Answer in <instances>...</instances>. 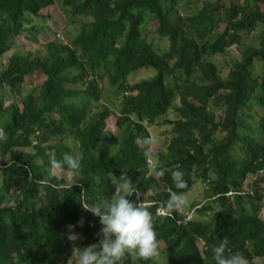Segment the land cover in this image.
Here are the masks:
<instances>
[{"label":"trees","instance_id":"1","mask_svg":"<svg viewBox=\"0 0 264 264\" xmlns=\"http://www.w3.org/2000/svg\"><path fill=\"white\" fill-rule=\"evenodd\" d=\"M53 4L70 26L65 40L0 62V264H69L73 244L101 238L82 204L107 200L125 176L158 242L159 261L138 264H213L222 238L246 264H264V0H0V58L22 22ZM218 55L229 58L223 77ZM142 69L153 74L129 79ZM35 71L42 81L22 93ZM111 112L113 132L103 126ZM158 125L169 129L153 156L162 177L145 158L146 130ZM65 152L81 161L68 191L71 173L56 163ZM177 165L183 189L170 180ZM196 182L202 201L185 221L166 201Z\"/></svg>","mask_w":264,"mask_h":264},{"label":"clouds","instance_id":"2","mask_svg":"<svg viewBox=\"0 0 264 264\" xmlns=\"http://www.w3.org/2000/svg\"><path fill=\"white\" fill-rule=\"evenodd\" d=\"M150 142L146 141V143ZM145 158L148 172L156 177H162L168 171L161 167L158 158L151 156L148 152H145ZM56 163L57 167L71 173V182H65L63 189L68 191L79 176L80 157L74 153L65 152L61 160ZM169 176L176 189L185 187L184 173L179 170V165L169 172ZM134 188V183L125 176L117 183L113 194L107 200L99 204L92 203L91 207L88 204H82L85 210L98 217L101 238L97 243L83 247L73 244L69 264H126V262L138 264L139 261L154 260L159 256L153 216L147 211L146 205L127 198L134 193ZM166 204L170 210L179 211L185 206L186 201L179 193L170 192ZM82 224L83 219L77 221L78 226ZM68 228L69 241L74 242L80 238L79 234L71 231V225ZM211 259L213 264H246V259L240 251L233 252L228 248L226 238H222L220 243L211 248Z\"/></svg>","mask_w":264,"mask_h":264},{"label":"rangeland","instance_id":"3","mask_svg":"<svg viewBox=\"0 0 264 264\" xmlns=\"http://www.w3.org/2000/svg\"><path fill=\"white\" fill-rule=\"evenodd\" d=\"M28 21H23L21 32L19 34L13 36L10 41L6 44V50L2 54L0 58V62L5 64L8 56L13 52L25 53L27 51L34 52L37 51L39 55L42 54L41 46L45 41L53 39L54 37L64 41L66 38V34L70 32V26L66 23V16L62 13L58 4L50 5L40 11L39 16L37 17H28ZM34 26V28H31ZM39 50V51H38ZM230 51V49H229ZM232 52H230L231 54ZM229 58L224 55H218L214 57V60L219 62V74L221 77L225 75L226 69L223 65L224 60H228ZM221 68V69H220ZM153 74L151 70H139L130 76L131 81H138L141 79H145L150 77ZM43 79V75L39 71H35L33 75L26 77L24 84L22 85V93L28 92L31 88L37 86ZM111 89L105 82L102 83V92L104 90ZM106 92V91H105ZM6 99L10 98V94L6 93ZM100 100V105H106L109 109L112 106L105 101V95ZM115 102V101H114ZM118 102V98L116 99ZM176 103V102H174ZM217 114V112H216ZM167 117H170L167 115ZM103 126L106 130L115 131L118 127V118L115 113L111 112L109 115L103 120ZM168 127L163 125L152 126L147 128V134L150 137L151 141L148 143V150L151 156H154L157 152H161L164 150L165 145L167 144L168 137ZM52 173L57 176H61V171L53 167ZM68 177V176H67ZM202 193L203 188L201 183H194L189 190L181 194V196L185 199V206L180 209L182 213H188L192 217H196V213L193 212L194 207H198V205L202 201ZM9 205H14L15 203L11 199H7ZM141 204L148 205V202L142 201ZM164 209V208H163ZM165 211V210H164ZM167 212V210H166ZM261 213H264V205L261 209ZM205 218V217H201ZM159 261V256H158ZM258 263V260H255Z\"/></svg>","mask_w":264,"mask_h":264},{"label":"built area","instance_id":"4","mask_svg":"<svg viewBox=\"0 0 264 264\" xmlns=\"http://www.w3.org/2000/svg\"><path fill=\"white\" fill-rule=\"evenodd\" d=\"M164 210L165 209H163V208H157L156 209V214H158V215H165L166 214V210L165 211ZM190 218H191L190 214H186L185 217H184V220L186 221V220H188Z\"/></svg>","mask_w":264,"mask_h":264}]
</instances>
